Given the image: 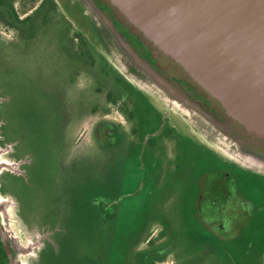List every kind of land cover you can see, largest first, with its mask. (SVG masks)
<instances>
[{"label": "flooded vegetation", "instance_id": "1", "mask_svg": "<svg viewBox=\"0 0 264 264\" xmlns=\"http://www.w3.org/2000/svg\"><path fill=\"white\" fill-rule=\"evenodd\" d=\"M94 1L151 66L209 108ZM0 103V193L46 230L40 264H214L255 224L250 173L214 154L202 169L206 149L164 124L53 0H0ZM94 229L105 231L98 252L87 243ZM0 264H9L1 237Z\"/></svg>", "mask_w": 264, "mask_h": 264}, {"label": "water", "instance_id": "2", "mask_svg": "<svg viewBox=\"0 0 264 264\" xmlns=\"http://www.w3.org/2000/svg\"><path fill=\"white\" fill-rule=\"evenodd\" d=\"M53 1L164 124L264 178V0H100L159 68L184 79L209 108L151 66L94 0ZM45 234L42 224L22 220L10 190L0 193V237L9 264H40Z\"/></svg>", "mask_w": 264, "mask_h": 264}, {"label": "rangeland", "instance_id": "3", "mask_svg": "<svg viewBox=\"0 0 264 264\" xmlns=\"http://www.w3.org/2000/svg\"><path fill=\"white\" fill-rule=\"evenodd\" d=\"M74 31L78 32L76 29H74ZM206 152L210 156L207 155L209 158H206L207 156H205L202 169H207L212 164L211 156L213 155L207 150ZM244 177L245 179L243 182L245 184L246 191L254 195L258 205L255 224L250 227L246 226L247 229L242 236L243 239H237L228 244L227 249L231 251V257L227 256L229 259L224 256V252L226 251L225 248L221 249L222 253L224 254H221V257H217V259H215V257H211V260L216 261L213 262L214 264H234L235 262L238 264H261L260 258L262 260L264 259V255H261L260 257V255H258L256 252L258 250L260 252L264 249V178L251 173H246ZM109 227L110 226H107V228ZM103 234H105L104 230L99 231L95 229L90 233L91 238H88L87 243L91 250H97V252L102 250L100 247L102 246L101 243L103 242Z\"/></svg>", "mask_w": 264, "mask_h": 264}, {"label": "trees", "instance_id": "4", "mask_svg": "<svg viewBox=\"0 0 264 264\" xmlns=\"http://www.w3.org/2000/svg\"><path fill=\"white\" fill-rule=\"evenodd\" d=\"M210 152V151H209ZM211 153V152H210ZM212 155H213V153H212Z\"/></svg>", "mask_w": 264, "mask_h": 264}]
</instances>
